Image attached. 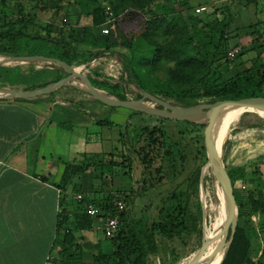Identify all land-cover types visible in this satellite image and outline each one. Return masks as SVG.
Instances as JSON below:
<instances>
[{
	"label": "trees",
	"instance_id": "trees-1",
	"mask_svg": "<svg viewBox=\"0 0 264 264\" xmlns=\"http://www.w3.org/2000/svg\"><path fill=\"white\" fill-rule=\"evenodd\" d=\"M87 1L89 6L85 4L83 13L90 20L88 24L77 22L74 25L64 17L65 23L61 20L58 25L53 22L46 23L34 32L26 30L32 21L23 16V8L17 5V16L7 18L0 24V55L40 56L71 67L74 64L84 65L106 52L123 48L128 50L129 55H120L119 60L128 73L129 81L138 86L137 100L143 98V90L151 95L172 97L183 106L194 105L198 100L214 102L264 99V32L256 27L259 22L251 24L252 38L239 48L238 54L232 60L228 59L226 54L228 38L225 33L233 19L228 4L215 7L212 14L209 11L195 14L193 11L195 7L190 6L186 0H179L181 10L175 5V0ZM260 1L245 0L246 3H254L256 6ZM102 2H107L114 14L120 16L112 24L105 25L106 17ZM183 11L190 13L183 16ZM210 14L213 16L209 17ZM176 15L180 18L174 19ZM136 17L139 25L135 30L126 31L122 28L126 19L134 20ZM68 25L70 30L67 35L61 32L53 35L52 31L55 27L62 28ZM104 27H109L107 34L102 33ZM250 51L256 54L250 64L243 68L236 67L234 59L241 58ZM140 61L147 64L151 71L162 62L170 63L167 78L145 82L138 71ZM51 67L52 70L43 67L37 70L32 68L31 71L26 72L19 66H0V80L11 86L23 85L24 90L41 88L60 80L66 74L60 66L51 65ZM103 77L95 73L93 77L86 79L94 88L108 89L109 94L125 100L126 96L121 86L124 78L121 77L118 82L111 83ZM148 85H151L150 89L147 88ZM154 106L161 108L158 105ZM137 114L142 113L130 110V118ZM154 118L156 123L150 127H143L133 141L130 140L129 121L121 126L119 139L123 161L119 164L101 159L102 154L95 153L84 154L79 162L65 163L60 182L56 185L62 194L56 221V240L52 248L55 255L52 254L51 264H146L148 255L158 252L156 235L171 240L184 233L196 231L200 236L198 221L201 217V206L198 203L197 212L193 213L188 197L183 200V195L177 197V202L172 205L170 212L161 218V222L154 223L149 229L144 230L130 225L126 218V209L118 212L114 204L116 200H121L125 204L131 202L133 190L127 194L122 193L123 197L119 198L115 191L103 192L101 187L97 190L92 189L91 197L82 193L83 198L80 202H76L74 197L70 198L71 201L68 200V187L73 185L75 179L81 178L87 170L95 172L104 165L126 167L131 176L136 175V182L142 192L163 184L168 174L175 175L183 170L182 167L179 168L185 161L181 143L179 138L166 130V124L177 122L184 125L183 130L179 131L181 137L189 130L207 125ZM96 123L109 128L118 126L109 119H99ZM195 142L197 145L194 160L197 166L189 178L190 188H194L193 194L198 192L201 168L207 161L202 138L198 137ZM235 177L243 180L244 174L240 167L232 168L225 173L234 198H236L235 191L231 189L230 180ZM253 183V181L249 183L251 187ZM72 189L75 190L74 187ZM77 193H74V196ZM97 193L102 195H96ZM243 193L238 204V221L234 230H229V245L224 251L223 248L217 249L213 264H264L260 259L255 260L251 256L252 244L247 227L239 221V218L248 214L264 215V190L251 188ZM171 197H174V194ZM72 202L75 210L70 207ZM90 205L97 209L95 215L89 214ZM208 206L213 211L214 205L208 204ZM105 217H117L119 220L115 234L110 238L104 237L110 244V251L84 256L90 251L85 233L94 230V226ZM199 245L201 246V243ZM205 254L206 252L196 259L194 264H200ZM193 257L194 255L186 264H189Z\"/></svg>",
	"mask_w": 264,
	"mask_h": 264
},
{
	"label": "rangeland",
	"instance_id": "rangeland-1",
	"mask_svg": "<svg viewBox=\"0 0 264 264\" xmlns=\"http://www.w3.org/2000/svg\"><path fill=\"white\" fill-rule=\"evenodd\" d=\"M180 1H174L177 8L180 7L178 4ZM186 2L192 7H196L199 4L206 5L209 8V13L211 14L213 13V9L215 7H219L223 4L229 5L233 19L225 33V36L228 38L226 51L234 48H241L249 42L252 38L251 31L253 30V28L250 27L251 24L254 25L259 22L260 24L256 25V27L264 32V0H261L257 6L254 3L248 4L245 0H186ZM85 4L89 6L87 0H0V24L7 18L17 16V5H20L23 8V16L32 21V24L26 27V30L30 32H34L38 30L39 26L50 22L58 25L59 21L64 17L68 18L70 23L74 25H76L77 22L78 24H88L90 20L85 17L83 13ZM181 9L182 6L180 7V10ZM188 13H190V11H183L182 15L186 16ZM211 14L209 17L213 16ZM77 17H79L78 21ZM177 18H180V16H174V19ZM138 25L139 20L136 17L134 20L126 19V21L122 24V28L126 31H133L138 27ZM59 26L53 29V35L60 32L63 35H67L69 33L70 25L62 28H59ZM120 55L128 56L129 52L127 49L123 48L114 49L106 55L102 54L99 57L90 60L86 64L91 67L92 76L95 73L101 74L104 78H110L109 80H111V83L117 82L121 77L124 78L123 82H121V86H123L122 91H124L126 99L137 100L139 90L134 83L129 81L128 73L125 72L123 63L119 60ZM116 56L117 60L115 58ZM255 56L256 54L253 51H250L244 54L241 58H235L233 62L236 67L243 68L249 65L250 61ZM10 58L12 57L0 55V61H6L0 66H19L26 72L31 71L32 68L37 70L43 68L44 66L38 62L26 63L21 61H7ZM114 60H116V62H114ZM82 65L83 64H74L69 68L78 70L82 68ZM170 67V63L162 62L157 66V68L151 71L147 64L140 61L138 71L145 79V82H149L151 80L161 81L167 78V71ZM83 71L84 69L81 70L80 73L84 75V77H87L88 73L85 74ZM213 72L214 70L211 71V73ZM66 76L67 73L64 77ZM150 86L151 85H148L147 88L150 89ZM24 87L25 86L23 85L11 86L0 80V88L24 90ZM98 90L109 94L108 89ZM60 92L61 94L58 95V99H62L66 106L69 105V103H73L75 97L69 93L70 91L68 89H62ZM153 96H156L168 104L183 106L172 97ZM144 102L154 106V104L147 99H144ZM207 102L211 103L208 100H198L196 104ZM83 105L84 109L88 111L89 114L80 109L78 110L76 117H70V113L68 111H63L66 107L61 105L57 106L58 112L61 113V119L66 121L64 123V129L66 126V128L71 126L72 128H75L72 136L76 137V135L83 132L84 134H82V136L85 135L96 141L98 140L99 142H89L90 148L88 152H93L92 154H94L95 150V154H102L100 155L101 159L103 158L107 161L116 162L117 164L123 161V151L121 149L119 139L121 126L125 125L129 121L130 140L133 141L143 127H150L156 123V119L153 116L145 113L133 115L131 118L129 115L128 119L124 118L123 114H130V110L120 107L110 109L107 105L106 106L109 108V111H106V113L101 115L95 114V107L101 106V103L97 100H94L91 103H84ZM79 117H82L83 119L87 118V123L84 125L83 120L81 122V118ZM99 119H109L114 123H117L118 126L114 128L101 126L96 123ZM219 121L220 116L207 124L206 127L189 130V132L187 131L186 135L182 137L180 136L179 131L183 130L184 125L177 122H168L166 124V130L174 134L177 139L179 138L182 150L185 154V161L183 166L179 167H182L183 170L175 175L168 174L164 183L160 186H154L153 188L143 192L140 191L139 185L136 182V175L131 176L127 168L121 166L104 165L92 173V179V176H89L90 178L87 182L93 181L97 184L94 186V190L102 187L101 189L103 192H107L109 190L115 191V194H117L119 198L123 197L122 193L127 194L130 190L134 191L131 196V202H126L125 213L127 221L130 225L141 230L149 229L152 224L161 222V218L165 216V214L169 213L172 205L177 202L178 196L183 195V200L188 197L190 209L193 213L197 212V205L198 203H201V194L203 193L204 200L207 205H214L213 211H211L209 215L205 216V220L202 217L201 211V217L198 221V226L201 231L200 236L196 233V231H192L189 234L184 233L171 240L156 235L155 242L158 246V252L148 255L146 264H186L187 260L199 250L200 243L211 240L197 259H199L206 251H209L208 249L212 248L213 233H219L222 223V214L219 202L220 187L213 179L209 167L205 168L203 166L201 168L203 173L201 183L199 182L201 185V192H199L198 185L197 194H193L194 188H190L189 178L197 166V162L194 160L195 146L197 145L195 141L199 137L202 138L205 149L210 146L215 140ZM81 125H83L84 128L78 127ZM75 159L79 162L82 160V157L79 155ZM222 163L225 173L232 168L240 167L244 174L243 180L236 177L230 180L232 185L231 189L235 191L236 196V198L232 197L230 213L231 220L233 221L232 224H236L238 221V204L244 195L243 192L251 188H261L264 190V119L260 118L254 112L249 111L242 112L234 117L223 142ZM81 180V178L75 180V183L79 184ZM251 181L254 182L252 187L249 184ZM84 182L86 183V180ZM101 183L103 184L100 185ZM172 194H174V197H171ZM96 195L101 196L102 194L97 193ZM239 221L241 223L243 222L247 227L248 237L250 238L252 244V251L250 252L251 256L255 260L260 259L264 262V215L248 214L243 218H239ZM94 231L95 236L100 239L102 245L105 244L110 246L109 242L104 239L101 230ZM228 237L229 231L225 237L222 251L225 250L228 244ZM52 253H54L53 249ZM91 253L94 252L88 251L84 256H89ZM209 263L210 259H206L204 262V264Z\"/></svg>",
	"mask_w": 264,
	"mask_h": 264
},
{
	"label": "crops",
	"instance_id": "crops-1",
	"mask_svg": "<svg viewBox=\"0 0 264 264\" xmlns=\"http://www.w3.org/2000/svg\"><path fill=\"white\" fill-rule=\"evenodd\" d=\"M43 65L52 70L54 64ZM87 65H82L81 70L88 73L87 77H93L92 69ZM62 88L75 97L67 106L58 99L61 92L57 90L31 99L0 100V264H51L62 194L56 185L65 163L77 162L75 158L79 155L82 158L84 154L93 155L88 152L89 142H99L82 136L83 132L72 136L75 128L71 126L64 129L66 121L61 119L57 106L66 107L63 111L76 117L80 109L88 113L83 104L94 99L73 87ZM100 103L101 106L94 109L98 115L109 111L106 104ZM128 116L123 114L124 118L128 119ZM79 118L84 125L87 123V118ZM78 127L84 128L83 125ZM92 173L87 170L79 184L75 179L68 187L69 201L77 192L93 195L92 189L97 184L87 182L91 176L93 178ZM70 207L76 209L73 202ZM94 230L85 233L89 250L109 252L110 246L102 245Z\"/></svg>",
	"mask_w": 264,
	"mask_h": 264
},
{
	"label": "water",
	"instance_id": "water-1",
	"mask_svg": "<svg viewBox=\"0 0 264 264\" xmlns=\"http://www.w3.org/2000/svg\"><path fill=\"white\" fill-rule=\"evenodd\" d=\"M7 61H21L26 63L38 62L41 64H54L60 66L65 73L66 77L60 80L50 83L44 87L36 88L32 90H14L7 88H0V100L2 99H31L42 95H47L55 92L56 90L70 86L79 91H83L88 94L92 99L100 101L109 107H120L123 109L145 113L153 117L168 119L173 121H187L196 125H207L212 122L215 118L220 116V123L218 125V130L214 142L206 148L207 161L204 165L205 168H210L211 174L215 182L220 187V208L222 213V223L221 228L217 236L221 239L218 244L217 249L224 246L225 237L228 231H233L236 224H232L231 220V200L232 195L228 187L225 171L222 163V146L227 134V130L233 121L234 117L242 112H254L260 118L264 119V99H241V100H217L211 103H198L191 106H177L168 104L165 101L149 94L147 91L143 90V98L140 100H121L115 95L106 94L98 89L94 88L80 73L81 69H72L64 66L59 61L54 59H48L40 56H20L12 57ZM6 61H0V65L4 64ZM137 86V85H136ZM138 87V86H137ZM144 99L151 101L156 106L149 105L144 102ZM228 104H237L240 109L231 117H226L224 107ZM202 171L200 173L201 183ZM199 192H201V185L199 184ZM201 211L202 217L205 220V212L203 200L201 199ZM232 224V225H231ZM231 227V228H230ZM211 240L201 243L199 250L194 254L192 261L189 264H194V261L202 253V251L208 246ZM229 242L226 247H228ZM224 256V253H223ZM222 256V259H223ZM221 259V261H222ZM220 261V263H221Z\"/></svg>",
	"mask_w": 264,
	"mask_h": 264
},
{
	"label": "built area",
	"instance_id": "built-area-1",
	"mask_svg": "<svg viewBox=\"0 0 264 264\" xmlns=\"http://www.w3.org/2000/svg\"><path fill=\"white\" fill-rule=\"evenodd\" d=\"M102 5L104 7V14H105V25L108 24H112L118 17H120L119 15H115L112 8L110 7V5L107 2H102ZM193 11L195 12V14H203L205 12L209 11V8L206 5H197ZM62 23L66 22L65 18L61 19ZM109 32V27H104L102 29V33L103 34H107ZM239 48H234V49H230L227 51V58L232 60L237 54H238ZM105 55L108 54V52L104 53ZM116 58V57H115ZM117 60V58H116ZM116 60H114V62H116ZM107 79V78H104ZM110 79V78H109ZM107 79L108 81H111ZM118 82V81H117ZM116 83V82H113ZM76 202H80L83 198V194L82 193H77L74 196ZM115 207L117 208L118 212H122L123 210L126 209V204L121 201V200H116L114 202ZM88 210H89V214L90 215H95L97 213V209L94 208L93 206H88ZM119 227V220L117 217H105L102 218L101 221H99L98 224H96L94 226L95 230H101L103 233V236L105 238H110L112 237L115 232L117 231Z\"/></svg>",
	"mask_w": 264,
	"mask_h": 264
},
{
	"label": "bare ground",
	"instance_id": "bare-ground-1",
	"mask_svg": "<svg viewBox=\"0 0 264 264\" xmlns=\"http://www.w3.org/2000/svg\"><path fill=\"white\" fill-rule=\"evenodd\" d=\"M238 109H240V108H239V106L237 104H228V105H226L224 107V110H225V113H226V117L233 116L235 113L238 112ZM201 197L203 199L205 216H207V215L210 214V212L212 210L209 208V206L207 205V203L204 200V193L201 194ZM219 240H220V238L217 236V234L213 233V246H212V248L208 249L209 251H206V254H205L204 258L201 260L200 264H204L206 259H210V263L209 264H213L214 258H215V254H216V251H217V247H218L217 244H219V242H220Z\"/></svg>",
	"mask_w": 264,
	"mask_h": 264
}]
</instances>
